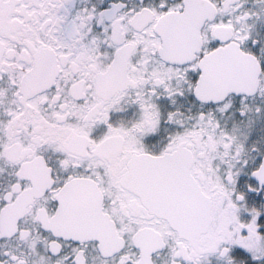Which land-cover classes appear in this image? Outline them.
<instances>
[{"label": "snow or ice", "instance_id": "obj_1", "mask_svg": "<svg viewBox=\"0 0 264 264\" xmlns=\"http://www.w3.org/2000/svg\"><path fill=\"white\" fill-rule=\"evenodd\" d=\"M0 264H264V0H0Z\"/></svg>", "mask_w": 264, "mask_h": 264}]
</instances>
